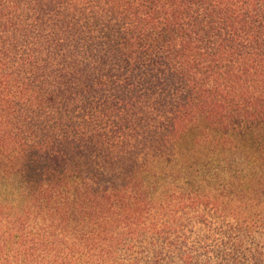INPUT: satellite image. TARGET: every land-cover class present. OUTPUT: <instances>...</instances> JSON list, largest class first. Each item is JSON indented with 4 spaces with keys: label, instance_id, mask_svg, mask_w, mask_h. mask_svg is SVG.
I'll return each instance as SVG.
<instances>
[{
    "label": "trees",
    "instance_id": "16d2710c",
    "mask_svg": "<svg viewBox=\"0 0 264 264\" xmlns=\"http://www.w3.org/2000/svg\"><path fill=\"white\" fill-rule=\"evenodd\" d=\"M263 223L264 0H0V264H244Z\"/></svg>",
    "mask_w": 264,
    "mask_h": 264
},
{
    "label": "rangeland",
    "instance_id": "374dc122",
    "mask_svg": "<svg viewBox=\"0 0 264 264\" xmlns=\"http://www.w3.org/2000/svg\"><path fill=\"white\" fill-rule=\"evenodd\" d=\"M142 156H139L141 160ZM202 219L208 221L212 228L226 229L225 224L231 223L230 219H220L216 215L207 211H196L188 225L187 235L189 239L195 242L199 237H202L204 233H208L204 230L201 224ZM236 237L241 240L240 249L245 254L244 264H264V223L256 229L246 231L244 229L235 230Z\"/></svg>",
    "mask_w": 264,
    "mask_h": 264
}]
</instances>
